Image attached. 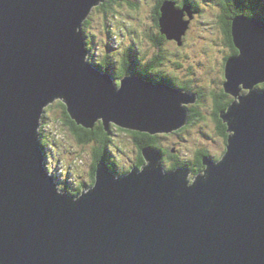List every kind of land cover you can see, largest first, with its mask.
<instances>
[{
  "label": "water",
  "instance_id": "1",
  "mask_svg": "<svg viewBox=\"0 0 264 264\" xmlns=\"http://www.w3.org/2000/svg\"><path fill=\"white\" fill-rule=\"evenodd\" d=\"M106 2L0 0V264H264V20L232 22L222 161L192 181L147 148L143 169L120 177L103 161L90 191H61L40 132L56 101L86 129L156 136L185 127L196 98L136 77L118 87L89 60L84 24ZM196 14L166 1L162 34L183 46Z\"/></svg>",
  "mask_w": 264,
  "mask_h": 264
},
{
  "label": "rangeland",
  "instance_id": "2",
  "mask_svg": "<svg viewBox=\"0 0 264 264\" xmlns=\"http://www.w3.org/2000/svg\"><path fill=\"white\" fill-rule=\"evenodd\" d=\"M176 1L181 7L186 0ZM195 1L201 12L195 15L184 37L185 46L180 48L177 43L168 40L163 45L167 55L163 68L165 74L175 81L191 82L194 92L200 95L197 108L204 117L191 126L187 123L178 131L159 134V137L160 144L165 149L171 153L175 150V154L179 153L185 162H196L200 151L208 152L218 162L225 156L228 144L223 136H219L218 122L214 117L216 97L222 95L224 90L223 85H218L215 81L218 78L225 82L224 67L227 59L233 55V48L227 43L222 27L221 19L225 15L222 0ZM158 4L159 0H118L108 12L96 8L91 16L92 26L85 31L90 50L89 60L93 64H101L103 58L111 57L115 66H119L118 60L129 53L136 55L142 52V56L149 59L157 54L159 49L150 35L160 34L155 16ZM185 19L189 20L188 16ZM113 74L116 75L115 72ZM183 87L186 92H190L187 84H183ZM243 92L244 95L250 94L249 90ZM229 98L236 101L234 96ZM218 100L225 102V98ZM191 105L188 106L193 108ZM65 106L63 101L58 100L47 108L40 132L41 138L44 136L46 141L49 171L58 178L61 191L74 196L80 195L77 192L82 186H93V173L97 174V169H94V150L97 145H82L78 142L65 122ZM112 133L114 143L109 148L108 158L118 166L116 175H128L136 168L142 152L135 142V136L127 130L114 127ZM170 160H166V171L172 166ZM190 179L194 181L196 177L192 175ZM88 190L86 188L84 191Z\"/></svg>",
  "mask_w": 264,
  "mask_h": 264
},
{
  "label": "trees",
  "instance_id": "3",
  "mask_svg": "<svg viewBox=\"0 0 264 264\" xmlns=\"http://www.w3.org/2000/svg\"><path fill=\"white\" fill-rule=\"evenodd\" d=\"M118 0H107L106 3L102 4L100 7V9L105 10L106 12H108V10L113 6V4L115 2H117ZM166 0H159V4L157 5L156 9H155V16H156V21H157V25L159 27V19L161 16V7L163 5V3H165ZM176 1V0H174ZM179 4V3H178ZM188 4L191 5L195 10H199L201 9L199 4H197V2L195 0H186L184 3L181 4V6ZM221 5L223 6L224 12L226 17L228 18V20L225 23H222V27L226 33V37L227 39H229L230 41V47L233 48V50L235 51V53L233 54L238 55V50L235 48L234 44H233V38H232V22L234 20V18L241 16V15H245L251 18H257V19H261L264 20V0H222ZM133 6V5H132ZM97 8V9H98ZM92 16V14H91ZM91 16L89 17V19L85 22L84 24V32L86 31V29H89L92 26V20H91ZM161 32V30H160ZM158 38V39H157ZM152 39L156 40L157 44L159 46H163V44L165 43V41L167 42L168 40L164 38L163 35L159 34V36H152ZM161 41V42H160ZM155 42V41H154ZM159 56V55H157ZM120 63L119 66H115V63L113 61V58H109L107 63L101 62L100 64H95L100 70H102L103 72H109L111 73L112 71L115 72V70L113 68H117L116 72L117 74L115 75V77L118 80H122L124 77H126V69L130 68L133 66V54L129 53L127 55H125L124 57L120 58ZM162 61V60H161ZM164 63V61H162ZM158 64H162L158 59H153V61L149 64L153 67V69H155ZM146 79L152 80V77L150 76H146ZM189 87V86H188ZM190 88V87H189ZM260 90H264V85H261ZM225 102L219 105H217V112H223V111H227V109L229 110L230 106L234 103L233 100H231L228 96V94L225 95ZM218 100V99H217ZM65 109V119H66V124L70 127L72 133L74 134V136L77 138L78 142L82 145H87V144H92L95 143L97 146L94 150V157L96 159V165H95V170L97 169L98 164L102 161V159L106 160L107 164L110 166V168L112 169L113 172H117L118 166L117 164L113 163L110 161V159L108 158L109 156V148L112 146V144L114 143L113 139H112V130L113 127L110 129V131H107L106 128L104 127V125L102 123H98L96 125V127L94 129H86L82 126H79L69 115L66 106L64 107ZM191 116H190V120L188 122L189 126H191L192 124H195L198 121L197 114L194 112V110H191ZM200 113H198L199 115ZM224 130H228V127L226 124H224ZM129 133H131L132 135L136 136L138 135V138L135 137L136 142L138 147H140L141 152L143 153V150L145 148H154V149H158L162 152L163 155L166 154V160L168 158L174 159V156H171V151H169L168 149H165L161 144V138L159 136H151L148 134H144V135H140V134H135V132L132 131H128ZM44 135V134H43ZM42 135V136H43ZM226 137L227 140L230 137L229 133H226ZM42 141H43V147H45L46 141L44 140V136L42 137ZM145 141V142H144ZM165 153V154H164ZM103 155V158L101 160L98 159V156ZM208 155V152L206 151H200L197 155V160L195 165H191L190 163L187 162H183V160L181 159L180 155H178V158H180L181 162H178L175 165H172L171 168L169 169L170 171L172 170H178L180 168H186L187 166H190L192 168H194L195 170H198L199 173L203 172V170L206 169V167L203 165V157ZM176 157V156H175ZM143 158V155H142ZM142 165H145V159H142ZM141 169V166H140ZM94 182H93V186H95L96 184V173L94 172ZM93 186H82L81 188L78 189L77 194H80L81 192H83L86 188H92Z\"/></svg>",
  "mask_w": 264,
  "mask_h": 264
},
{
  "label": "flooded vegetation",
  "instance_id": "4",
  "mask_svg": "<svg viewBox=\"0 0 264 264\" xmlns=\"http://www.w3.org/2000/svg\"><path fill=\"white\" fill-rule=\"evenodd\" d=\"M197 10V9H196ZM199 11V13L201 12V9H199L198 10ZM221 20H223V23H225L227 20H228V18L226 17V15H224V16H222V19ZM160 27V26H159ZM160 34L161 35H163L161 32H160ZM224 34H225V36H227L226 35V33H225V31H224ZM164 36V35H163ZM150 38L152 39V36L150 35ZM164 38L165 39H167V37L166 36H164ZM158 39V38H157ZM157 39H155L154 41V43H155V45H156V48L157 49H159L158 51V53L157 54H155L152 58H147L146 56H142V52H138V54H136V55H133V56H135L136 58L135 59H133V66L132 67H130V68H127L125 71H126V77H136V78H141V79H144V80H147V81H150L151 83H153V84H155V85H170V86H172V87H175L177 90H180V91H182V92H184V93H186V94H190V98L191 99H193V98H195V102L194 103H192V105L191 106H193V108H190L188 105H186L185 107H186V109L188 110V117H189V120H190V116H191V110H194V112L197 114V117H200V118H203L204 117V115H203V113L201 112V111H199L198 110V106H199V103H200V99H199V96L200 95H198V94H196L194 91H195V89H194V87H193V85L191 84V82H177V81H175L173 78H170V77H168L167 76V74H165V70H164V63L162 62V61H164L165 62V60L167 59V55H166V53L164 52V49H163V46H159L158 44H157V42H156V40ZM168 40V39H167ZM226 41H227V43L230 45V41H229V39H227V37H226ZM161 42V41H160ZM165 43H166V41H165ZM164 43V44H165ZM176 43V42H175ZM163 44V45H164ZM178 44V43H177ZM179 46V45H178ZM185 46V42L183 43V46H179L180 48H183ZM235 53V51L233 50V53L232 54H234ZM157 55H159V56H157ZM111 59V57H106V58H103V60H101V62H104V63H107L108 62V59ZM153 59H158L162 64H158V66L155 68V69H153V67L151 66V65H149L152 61H153ZM162 60V61H161ZM120 59L118 60V63H120ZM225 63V62H224ZM226 63H227V61H226ZM226 63H225V66H226ZM101 65V64H100ZM114 70H115V73L117 74V72H116V69L117 68H113ZM224 69H225V67H224ZM102 71V70H101ZM104 73H107V72H104ZM109 73V72H108ZM114 72L112 71L110 74H112V76L114 77V79H115V82H116V84L118 85V87H120L121 86V82H122V80L124 79V78H126V77H124L122 80H118L116 77H115V75L113 74ZM145 75L146 76H150V77H152V80H149V79H146V77H145ZM225 82H227V79H226V74H225ZM224 82V83H225ZM215 83L216 84H218V85H223V92H222V95H220V96H218V97H216V109H215V113H214V117L216 118V120H217V122H218V126H217V131H218V133H219V136H223V138H224V140L226 141V143L227 144H229V138H228V140H227V137H226V133L228 132L229 133V131L228 130H224L223 128H224V124H226L227 125V123L225 122V120L223 119V114H224V112L225 111H223V112H217V105L219 104H221V102H219V100H217V99H220V98H222V99H224L225 98V95L226 94H228V96H232L231 94H229V93H227L226 92V90H225V85H224V83L223 82H221V81H219L218 80V78H217V80L215 81ZM183 84H187V86H189L190 87V92L192 93H190V92H186L185 90L186 89H184V87H183ZM226 84V83H225ZM243 94H245V92H243ZM233 97V96H232ZM199 99V100H197L196 101V99ZM235 98V97H234ZM226 100V99H225ZM228 110V109H227ZM198 113H200L199 115H198ZM200 118H198V119H200ZM227 127H228V125H227ZM133 132V131H132ZM135 134H140V135H144V134H147V133H141V132H135ZM148 135H151V134H148ZM229 135H230V133H229ZM151 136H153V135H151ZM156 136H159V135H156ZM134 137V136H133ZM136 138H138V135H136L135 136ZM135 139V138H134ZM135 142H136V139H135ZM145 142V141H144ZM137 143V142H136ZM145 149H147V148H145ZM144 149V150H145ZM152 149H154V148H152ZM227 149H228V145H227ZM227 149H226V153H227ZM143 150V151H144ZM156 150H158V149H156ZM158 151H160V150H158ZM161 152V151H160ZM176 153V151L174 150V151H172V153L170 154L171 156H174V159H171L170 161H171V165H175V164H177L178 162H181V160H180V158H178V155H180L179 153H177V154H175ZM165 154V153H164ZM142 155H143V158L145 159V162H146V164H147V160H146V158H145V156H144V154L142 153ZM176 156V157H175ZM224 157V156H223ZM103 158V155H101V156H98V159L99 160H101ZM142 158V156H141V158L138 160V163L135 165V169H139V170H141L145 165H142V162H143V159ZM166 154L164 155V159H163V166L165 167L166 166ZM205 158H210L211 160H213L212 159V157L209 155V153H208V155H206V156H204L203 157V165L206 167V165H205ZM223 158H220V160L219 161H221ZM104 159H102V161H103ZM196 160H197V158H196ZM95 161H96V159H95ZM173 161V162H172ZM214 161V160H213ZM218 161V162H219ZM183 162H185V161H183ZM187 163H190L192 166L193 165H195V163L196 162H191V161H189V162H187ZM96 164V163H95ZM140 166H141V169H140ZM194 167V166H193ZM169 168H171V166L169 167ZM187 168L191 171V176L193 175L194 177H197V176H200L201 174H203L205 171H206V169H207V167H206V169L205 170H203V172L201 173H199V171L198 170H195L194 171V168H192V167H190V166H187ZM181 169V168H180ZM179 170V169H178ZM93 177H94V173H93ZM58 179V178H57Z\"/></svg>",
  "mask_w": 264,
  "mask_h": 264
},
{
  "label": "clouds",
  "instance_id": "5",
  "mask_svg": "<svg viewBox=\"0 0 264 264\" xmlns=\"http://www.w3.org/2000/svg\"><path fill=\"white\" fill-rule=\"evenodd\" d=\"M99 7H100V6H99ZM97 8H98V7H97ZM95 9H96V8H95ZM95 9H94V10H95ZM183 93H184V92H183ZM66 108H67V107H66ZM188 122H189V117H188ZM102 124H103V123H102ZM42 142H43V141H42ZM43 148L45 149V147H43ZM45 150H46V149H45ZM46 151H47V150H46ZM225 155H226V154H225ZM223 158H224V157H223ZM103 161L106 162V160H103ZM103 161H102V162H103ZM221 161H222V160H221ZM215 162H216V161H215ZM219 162H220V161H219ZM46 163H47V161H46ZM100 163H101V162H100ZM100 163L98 164V166L100 165ZM106 163H107V162H106ZM146 165H147V164H146ZM146 165H145V166H146ZM98 166H97V169H98ZM145 166H144V167H145ZM144 167H143V168H144ZM206 167H207V166H206ZM143 168H142V169H143ZM206 170H207V169H206ZM169 171H170V170H169ZM116 173H117V172H116ZM204 173H205V172H204ZM204 173H203V174H204ZM129 174H130V173H129ZM201 175H202V174H201ZM124 176H126V175H124ZM120 177H121V176H120ZM197 177H198V176H197ZM93 187H94V186H93ZM93 187H92V188H93ZM92 188H89L88 191H90ZM88 191H83V192L80 193V195L83 194L84 192H88ZM74 196H76V195H74Z\"/></svg>",
  "mask_w": 264,
  "mask_h": 264
},
{
  "label": "bare ground",
  "instance_id": "6",
  "mask_svg": "<svg viewBox=\"0 0 264 264\" xmlns=\"http://www.w3.org/2000/svg\"><path fill=\"white\" fill-rule=\"evenodd\" d=\"M173 171V170H172ZM176 171V170H175Z\"/></svg>",
  "mask_w": 264,
  "mask_h": 264
}]
</instances>
